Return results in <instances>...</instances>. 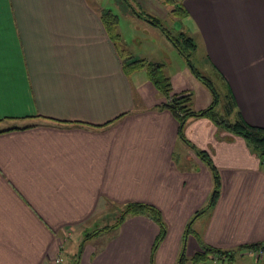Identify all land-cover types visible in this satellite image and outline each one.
<instances>
[{
    "label": "crops",
    "instance_id": "0c3cea01",
    "mask_svg": "<svg viewBox=\"0 0 264 264\" xmlns=\"http://www.w3.org/2000/svg\"><path fill=\"white\" fill-rule=\"evenodd\" d=\"M182 2L196 49L232 90L236 109L264 126V0ZM98 6L0 0V264H48L67 250L75 257L81 244L79 264H176L188 222L214 189L197 149L209 152L221 183L214 203L191 220L187 255L208 244L235 254L197 264L262 258L264 248L238 250L264 242L262 158L207 116L190 118L184 138L174 113L159 108L166 97L146 68L127 72L102 17L108 8ZM133 201L162 212L166 233L155 249L161 228L146 212L75 240Z\"/></svg>",
    "mask_w": 264,
    "mask_h": 264
},
{
    "label": "rangeland",
    "instance_id": "374dc122",
    "mask_svg": "<svg viewBox=\"0 0 264 264\" xmlns=\"http://www.w3.org/2000/svg\"><path fill=\"white\" fill-rule=\"evenodd\" d=\"M99 1L103 4V7L112 10L119 17L117 27L118 32L121 34L119 45L120 48L123 49L125 57L131 54L135 57L145 58L147 61L162 63L164 65V72L170 76L171 81L174 80L176 83L183 84L184 82L187 84V91L192 93L190 100L192 107H197V105L209 107L215 99L213 89L205 83L201 77L203 76L211 81L218 93V99L215 105L216 111L221 114L226 113L228 100L226 96L228 92L227 83L209 62L202 48L199 47L196 50L189 51L186 49L190 55V58H188L162 28L163 26L175 37L179 36L181 31L187 33L185 29L186 25L181 16L173 11L175 3L166 2L164 0H92V3L99 7ZM181 1L182 0H178L176 3H181ZM139 12L143 15L150 14L159 18L161 20V25L149 21L141 16ZM194 67L201 76L197 74ZM230 117L234 119L235 116L232 114ZM186 125L184 130L187 127ZM209 201L210 200H208L204 206L198 208V210H202L209 205ZM123 211L124 207L113 206L110 210L111 214L104 216V218H98L95 225L91 223L86 228L80 230L79 233L77 232L75 240H80L82 243L83 239L84 241L87 240V234L98 231L97 228L101 225L106 224V226H110L115 224ZM193 218L195 217L191 219ZM115 233V230L105 233V239ZM94 235H92V237ZM64 246L66 247V244H64ZM81 247L82 244L79 248L81 249ZM260 251V254L257 253L262 257L260 259H257L256 256L252 254H245L240 255L232 262L220 260L217 262L209 261L208 264H264V251ZM64 255L61 264H73L77 258V252L75 257L72 256V253L68 250Z\"/></svg>",
    "mask_w": 264,
    "mask_h": 264
},
{
    "label": "trees",
    "instance_id": "16d2710c",
    "mask_svg": "<svg viewBox=\"0 0 264 264\" xmlns=\"http://www.w3.org/2000/svg\"><path fill=\"white\" fill-rule=\"evenodd\" d=\"M166 2L175 3L173 11L180 16H184L188 14V10L185 7L184 3L181 1V3H176L178 0H164ZM139 14L149 21L161 25V20L155 16H152L150 14L143 15L139 12ZM102 17L104 19V22L108 28L109 33L111 34L112 38L116 41L118 47L119 40L121 38V34L118 32V22L119 17L117 14H115L112 10L107 9L103 12ZM163 30L169 35L171 40L176 44V46L188 57L189 50H196V42L193 39L192 36H190L185 31H181L179 36H174L168 32L163 26ZM188 49V51H186ZM120 52L124 58V66L128 73H131L132 70H135L137 68H146L149 78L153 81V83L156 85V87L160 90V92L166 97V100L159 105V108H168L170 109L174 115L177 117L180 123V134L185 138L184 134V127L187 123V121L192 117H197L200 115L207 116L211 118L216 124L221 125L231 131L234 134L243 136L248 144L250 145L251 149L254 150L261 158L262 162L264 160V126L262 125H256L248 122L244 116L242 115L241 111L236 109L237 108V102L234 97V94L231 89H229L227 96V107H226V113L221 114L216 111L215 105L216 101L218 99V93L215 90L214 86L212 85L211 81L201 76L194 67V70L197 72L198 75L202 77V79L205 81L207 85H209L214 92L215 99L212 102V104L209 107L203 108V109H195L192 107L190 100L192 93L184 90L180 92L174 91L173 83L171 81L170 76H168L163 69V64L159 62H152L147 61L145 58H139L135 57L131 54H129L128 57H125L123 49L120 48ZM236 112V115L234 119H231V115ZM198 154L204 159L208 165L210 166L213 176H214V189L210 197L209 205L214 203L216 200L218 194H219V188H220V173L218 170V167L213 162L209 152L203 149H197ZM208 206V205H207ZM206 206V207H207ZM124 211L118 218L117 222L115 224H112L110 226H104L100 228L98 231L92 232L87 234L86 238L88 239L92 235H94L97 232L104 231V230H111L116 227H118L122 221L125 219V217L130 213H137V212H146L148 215H150L154 220L158 222L160 225V234L157 237L153 249L157 247V245L160 243V241L163 239L166 233V222L164 217L162 216L161 210L154 204L147 203V202H129L128 204H125ZM206 207H204L202 210H198L197 213L194 215H198L200 212H202ZM192 220V219H191ZM188 222V228H186V231L184 233V244L180 253V257L176 264H197L201 260L207 259L210 255H230L233 256L235 254V251L228 250V249H222L216 246L204 245V249L197 251L192 257H189L186 253V247H185V240L186 235L191 230V222ZM246 248H264V242H255V243H247L239 246L238 250L246 249ZM81 249L77 251V258L75 259V262L73 264H79V257L81 255ZM260 251L258 252V254ZM259 256V255H258ZM261 257V256H259Z\"/></svg>",
    "mask_w": 264,
    "mask_h": 264
},
{
    "label": "built area",
    "instance_id": "2783aa9c",
    "mask_svg": "<svg viewBox=\"0 0 264 264\" xmlns=\"http://www.w3.org/2000/svg\"><path fill=\"white\" fill-rule=\"evenodd\" d=\"M263 163H264V160H263ZM260 253H261V251H260ZM62 261H63V255L60 252L55 257H53L52 260L48 264H61Z\"/></svg>",
    "mask_w": 264,
    "mask_h": 264
}]
</instances>
